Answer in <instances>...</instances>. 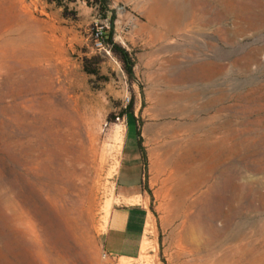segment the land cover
Instances as JSON below:
<instances>
[{
  "label": "rangeland",
  "instance_id": "obj_1",
  "mask_svg": "<svg viewBox=\"0 0 264 264\" xmlns=\"http://www.w3.org/2000/svg\"><path fill=\"white\" fill-rule=\"evenodd\" d=\"M109 3L130 76L84 0H0V264H264V0ZM124 145L136 260L101 249Z\"/></svg>",
  "mask_w": 264,
  "mask_h": 264
},
{
  "label": "crops",
  "instance_id": "obj_2",
  "mask_svg": "<svg viewBox=\"0 0 264 264\" xmlns=\"http://www.w3.org/2000/svg\"><path fill=\"white\" fill-rule=\"evenodd\" d=\"M124 145L115 174L112 205L101 234L102 254L108 259L136 260L142 254L150 218L149 196L136 146L126 157Z\"/></svg>",
  "mask_w": 264,
  "mask_h": 264
},
{
  "label": "trees",
  "instance_id": "obj_3",
  "mask_svg": "<svg viewBox=\"0 0 264 264\" xmlns=\"http://www.w3.org/2000/svg\"><path fill=\"white\" fill-rule=\"evenodd\" d=\"M49 3H54L57 7L67 8V2L70 0H47ZM87 7L93 8L96 12L101 14L102 19H107L109 23V29L101 32L100 38L106 41L110 45V49L116 54L122 62L125 72L130 76L132 75V62L129 54L116 45L112 41L113 24L115 20V13L110 9L109 0H84Z\"/></svg>",
  "mask_w": 264,
  "mask_h": 264
},
{
  "label": "bare ground",
  "instance_id": "obj_4",
  "mask_svg": "<svg viewBox=\"0 0 264 264\" xmlns=\"http://www.w3.org/2000/svg\"><path fill=\"white\" fill-rule=\"evenodd\" d=\"M196 3H197V2H196ZM199 3H200V2H199ZM202 5H203V4H202ZM203 6H204V5H203ZM210 7H211V6H210ZM197 8H198V7H197ZM207 8H208V7H207ZM197 10H198V9H197ZM210 11H211V10H210ZM191 20H192V19H191ZM146 30H147V29H146ZM170 177H171V176H170ZM181 178H182V177H181ZM168 179H169V178H168ZM193 188H195V186H193ZM191 189H192V188H191ZM221 189H222V188H221ZM189 193H191V191H190ZM219 201H220V199H219ZM220 202H221V201H220ZM217 206H219V207L222 206V207H223V205H221V206H220V205H217ZM230 210H232V209H230ZM218 211H219V210H218ZM223 211H224V210H223ZM232 211H233V210H232ZM220 212H221V211H220ZM218 214H219V213H218ZM232 214H233V213H232ZM225 215H226V214H225ZM215 216H216V215H215ZM227 218H228V217H227ZM188 231H189V230H188ZM238 232H239V231H238ZM238 232H237V233H238ZM186 233H187V232H186ZM201 233H203V232H201ZM189 234H190V233H189ZM219 234H220V233H219ZM239 235H240V234H239ZM238 239H239V238H238ZM186 240H187V239H186ZM238 241H239V240H238ZM240 241H241V240H240ZM244 245H245V244H243V247H244ZM241 246H242V245H241ZM247 246H248V245H247ZM209 247H210V246H209ZM209 247H208V248H209ZM245 247H246V246H245ZM196 248H197V246H196ZM247 249H250V248H247ZM236 251H238V250L236 249ZM242 251H244V250H241V252H242ZM238 252H240V251H238ZM237 254H238V253H237ZM237 257H238V256H237ZM244 257H245V256H244ZM239 258H240V257H239ZM224 260H225V259H224ZM236 260H237V259H236ZM240 260H241V259H240ZM259 260H261V259H259ZM207 261H208V259H207ZM234 261H235V260H234ZM216 262H217V261H216ZM205 263H207V262H205ZM235 263H236V262H235ZM254 263H255V262H254ZM236 264H238V262H237ZM250 264H252V263H250Z\"/></svg>",
  "mask_w": 264,
  "mask_h": 264
}]
</instances>
